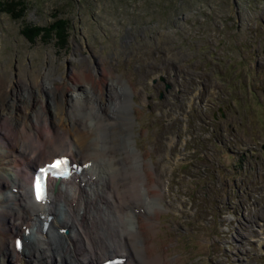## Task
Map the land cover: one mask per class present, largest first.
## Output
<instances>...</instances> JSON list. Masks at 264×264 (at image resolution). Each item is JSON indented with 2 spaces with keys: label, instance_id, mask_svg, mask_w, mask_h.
I'll use <instances>...</instances> for the list:
<instances>
[{
  "label": "rangeland",
  "instance_id": "374dc122",
  "mask_svg": "<svg viewBox=\"0 0 264 264\" xmlns=\"http://www.w3.org/2000/svg\"><path fill=\"white\" fill-rule=\"evenodd\" d=\"M87 64L133 86V145L170 187L154 253L264 264V0H0V100Z\"/></svg>",
  "mask_w": 264,
  "mask_h": 264
},
{
  "label": "bare ground",
  "instance_id": "6f19581e",
  "mask_svg": "<svg viewBox=\"0 0 264 264\" xmlns=\"http://www.w3.org/2000/svg\"><path fill=\"white\" fill-rule=\"evenodd\" d=\"M99 66L72 67L58 76L47 68L40 82H32L35 89L21 98H1L0 264H101L110 255L127 256L124 264L171 263L166 253H154L152 236L173 199L158 166L133 145L135 90L118 76L112 83ZM53 77L70 83L66 92L57 87L59 96L51 94ZM68 154L74 162L91 161L95 178L84 183L83 173L53 182L51 204L35 203L30 176ZM47 212L55 218L44 235L38 214ZM24 225L31 234L19 253L15 240Z\"/></svg>",
  "mask_w": 264,
  "mask_h": 264
},
{
  "label": "snow or ice",
  "instance_id": "6c2138e0",
  "mask_svg": "<svg viewBox=\"0 0 264 264\" xmlns=\"http://www.w3.org/2000/svg\"><path fill=\"white\" fill-rule=\"evenodd\" d=\"M67 163V161L65 159H57L55 161H53L52 164H50L48 166L49 169H57L59 167H61L62 165H65ZM47 171V169H41L40 172L43 173ZM36 198L42 199V186H41V177L37 176L36 177Z\"/></svg>",
  "mask_w": 264,
  "mask_h": 264
}]
</instances>
